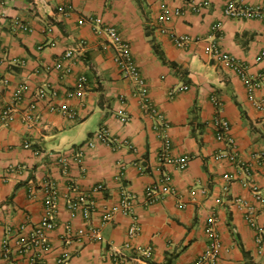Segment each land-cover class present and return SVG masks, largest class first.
<instances>
[{
    "label": "crops",
    "instance_id": "crops-1",
    "mask_svg": "<svg viewBox=\"0 0 264 264\" xmlns=\"http://www.w3.org/2000/svg\"><path fill=\"white\" fill-rule=\"evenodd\" d=\"M239 1L264 9V0ZM225 7L226 0H0V264H197L215 236L214 264H264L237 201L259 208L253 187L264 191V111L255 102L264 86L255 99L248 89L264 72V21L228 17ZM110 26L130 43L157 115L123 78ZM171 31L191 42L178 47ZM213 41L244 64L247 80L209 53ZM217 117L230 122L233 148L218 139ZM102 128L119 146L97 141L80 156ZM226 152L235 159L218 157ZM80 192L96 202L89 216L68 208ZM50 193L56 226L45 230L47 247L20 242L48 214ZM125 194L132 212L105 221L103 211ZM134 216L140 230L130 236ZM258 222L264 228V209Z\"/></svg>",
    "mask_w": 264,
    "mask_h": 264
},
{
    "label": "built area",
    "instance_id": "built-area-1",
    "mask_svg": "<svg viewBox=\"0 0 264 264\" xmlns=\"http://www.w3.org/2000/svg\"><path fill=\"white\" fill-rule=\"evenodd\" d=\"M180 12H181L180 10H177L176 13L179 14ZM224 12L226 16L231 18H236V19L258 18L264 21V9L262 7L246 5L240 2L239 0H226V7ZM166 18H168L167 14H163L161 17V19H166ZM96 22L98 24H101L102 19L97 18ZM21 27L25 30L29 29L28 25L24 23L21 24ZM219 29H220V24H216L213 27V32L217 33L219 32ZM105 30L109 36L110 42L115 44L117 47L118 54L115 60L119 65L123 78L131 80L136 85L137 92L142 97L147 111H149L152 115H157L158 110L148 100V85L138 64L134 60L130 43L122 39L116 27L113 26L106 27ZM165 30L166 29H162V31ZM170 33L173 41L178 47L184 48L191 42V38L188 35L178 34L173 31H171ZM75 50H76L75 48L68 49L66 51V57H72ZM209 53L212 54L214 57L218 58L219 60H221L222 62H224L228 67L234 69L237 72V74H239L242 78L247 80L246 67L244 66V64L239 62L238 59L234 57L232 54L222 49L218 42L213 41L211 43ZM261 57H264V51L262 52ZM85 80H86L85 77L81 78V81H85ZM262 86H264V72L261 73L260 79L248 81V89L251 99H255V96L253 95L255 89ZM185 88H187V86H185ZM174 93L175 91L171 92L172 95H174ZM255 102L256 105L262 111H264V96L262 98L256 99ZM13 107L14 106L10 105L3 111L4 119L11 118ZM214 126L217 128L218 139L225 140L233 148L235 141L233 137L230 135V130H231L230 122L226 119L217 117L214 120ZM97 141L104 142L111 146H119L120 144L119 140L111 137V134L107 128H102L97 132L94 138L89 139L84 144V146L80 149L78 154L81 156L82 152L86 148L94 147ZM168 147L169 144H167L166 148L168 149ZM218 157L219 158L229 157L230 159H235L234 154H231L230 152L219 153ZM259 158L262 159L264 162L263 154H260ZM178 163L181 168L186 167L188 163V157L180 158L178 160ZM165 178L166 177H164L161 181H163ZM103 187L104 186L100 184L95 188V190H101ZM156 189H157V184L151 186V188H149L148 190V195L152 196L153 194H155ZM253 190L256 193L257 202L261 204L259 208L257 205L246 204L245 201L242 199H237V201L241 202L246 206V219L255 230L256 233L255 241L259 247V251L264 253V228L258 222V215L262 211V209H264V191H261L257 186H254ZM55 203H56L55 195L50 193L47 197L48 214L42 219L41 223L36 228L32 238L22 236L20 238V242L24 244H29L33 242V243H37L38 245H41L42 248L47 247L45 230L53 229L56 226V223L54 222V219L51 215ZM96 207H97L96 202H94L92 199L89 198L88 195L82 192H80L76 197L71 198L68 202V208L71 210L73 214L76 211L81 210L83 211L85 216H89L92 212L96 211ZM117 210H122L123 212L128 214L131 213L133 210L132 198L125 194L119 205H114L113 207L106 208L103 211L104 220L105 221L111 220L114 214L117 212ZM139 230L140 227L138 225L137 218L134 216V223L129 229L130 236L137 234ZM208 230L212 233L211 228H208ZM79 233L84 234L85 230L80 229ZM91 234L93 236L98 237V232L96 230H93ZM220 248H221L220 241L218 240L217 236H215L213 246L206 252L204 256H202V258H200L197 264H214L215 259L217 258V255L220 251Z\"/></svg>",
    "mask_w": 264,
    "mask_h": 264
}]
</instances>
